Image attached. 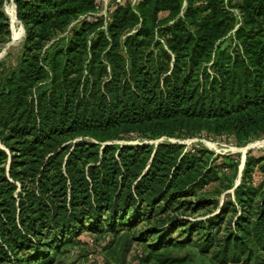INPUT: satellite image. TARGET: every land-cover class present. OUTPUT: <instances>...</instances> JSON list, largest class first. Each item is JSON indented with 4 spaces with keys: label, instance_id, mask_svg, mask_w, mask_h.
Here are the masks:
<instances>
[{
    "label": "trees",
    "instance_id": "16d2710c",
    "mask_svg": "<svg viewBox=\"0 0 264 264\" xmlns=\"http://www.w3.org/2000/svg\"><path fill=\"white\" fill-rule=\"evenodd\" d=\"M14 3L24 36L0 58V264H44L83 232L139 224V264L181 262L171 249L190 243L216 264H264V149L246 151L235 184L238 153L168 139L264 135V0H109L89 19L102 0ZM212 181L232 190L220 199Z\"/></svg>",
    "mask_w": 264,
    "mask_h": 264
},
{
    "label": "rangeland",
    "instance_id": "374dc122",
    "mask_svg": "<svg viewBox=\"0 0 264 264\" xmlns=\"http://www.w3.org/2000/svg\"><path fill=\"white\" fill-rule=\"evenodd\" d=\"M13 3L14 0H6L4 10H7L9 7L14 6ZM15 28L18 31H22V28L18 21L16 22ZM22 39L23 36L13 42L7 48L6 53L10 52L12 57H17L20 52ZM3 46L4 45L0 46V51ZM165 138V136H161L157 139L163 140ZM168 139L184 142L186 144V147L201 146L204 149L212 150L214 151L213 156L215 154L238 153L241 157L242 151L249 143L252 145L246 151L252 150L254 153H261L262 151L260 150L264 149V146L256 144L258 143V141L264 140V135L253 138L245 145H237L235 141L228 136L213 137L208 136L204 133L185 138L169 137ZM219 174L223 173L219 172ZM226 174L230 177L233 174V169L229 168L226 171ZM234 179L236 183L238 176H236V178ZM222 187L223 183H219V185H217V181H212L208 183L205 188H209L212 193L217 194V196L221 199L222 195L226 191L232 190V188H229L219 193ZM216 188L218 190L217 192H215ZM141 225L142 224H139L136 227L121 230L117 235H115L114 238L112 234L108 232H104L98 235L90 232H83L77 237L76 240L59 249L57 254H51L47 259H45L44 264H139V262H142L140 256L148 252V240L144 241L141 239H137L136 236V229ZM173 235H175V233H173ZM171 252V254L174 256L184 257V260H182L181 262L171 264H216L215 260L210 254H203L192 243L181 248L173 247L171 249Z\"/></svg>",
    "mask_w": 264,
    "mask_h": 264
},
{
    "label": "water",
    "instance_id": "95a60500",
    "mask_svg": "<svg viewBox=\"0 0 264 264\" xmlns=\"http://www.w3.org/2000/svg\"><path fill=\"white\" fill-rule=\"evenodd\" d=\"M13 5H14V10H15V17H16V19H17V14H16V5H15V3H13ZM5 11V13L7 14V16H8V13H7V10L5 9L4 10ZM8 18H9V16H8ZM17 21H18V19H17ZM19 22V21H18ZM20 23V22H19ZM20 26H21V28H22V36H24V27H23V25H22V23H20ZM9 30H10V39L6 42V43H4L3 45V47H2V49H1V51H0V58L1 57H4V55L6 54V50H7V48L13 43V42H15V38H13L12 37V34H11V25H10V20H9ZM149 141H152V140H149ZM155 143H157L158 141H159V139H154L153 140ZM252 144H247L245 147V149L242 151V156H241V162H240V165H239V173H238V179H237V181H236V183H238V181H239V176H240V172H241V169H242V166H243V162H244V159H245V155H246V150L251 146ZM235 183V184H236Z\"/></svg>",
    "mask_w": 264,
    "mask_h": 264
},
{
    "label": "bare ground",
    "instance_id": "6f19581e",
    "mask_svg": "<svg viewBox=\"0 0 264 264\" xmlns=\"http://www.w3.org/2000/svg\"><path fill=\"white\" fill-rule=\"evenodd\" d=\"M7 12H8V16L9 19H10V25H11V33H12V37L15 38L16 40L19 39L21 36H22V31H18L15 26H16V22H17V19L15 17V10H14V6L12 7H9L7 9ZM14 26V27H13ZM15 40V41H16ZM258 145H262L264 146V140H261V141H258V143H256ZM214 146V145H213Z\"/></svg>",
    "mask_w": 264,
    "mask_h": 264
},
{
    "label": "built area",
    "instance_id": "2783aa9c",
    "mask_svg": "<svg viewBox=\"0 0 264 264\" xmlns=\"http://www.w3.org/2000/svg\"><path fill=\"white\" fill-rule=\"evenodd\" d=\"M103 1V8L102 9H100V10H97V12H95V13H86V14H84L83 16H81V18H84V17H86L87 19H89V18H91L92 16H94L95 14H97V15H100V14H103V15H105V11H106V7H107V4H108V1L107 0H102ZM117 1H120V0H117ZM138 0H131V3L132 4H135L136 2H137ZM232 11H233V14L236 16V18L240 21V12H239V10L238 9H232ZM237 25H238V23L236 24V26H235V28L237 27ZM234 28V29H235ZM233 29V30H234ZM232 30V31H233Z\"/></svg>",
    "mask_w": 264,
    "mask_h": 264
}]
</instances>
